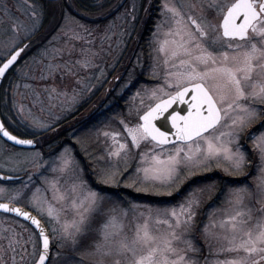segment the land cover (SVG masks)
<instances>
[{"label": "snow or ice", "instance_id": "obj_1", "mask_svg": "<svg viewBox=\"0 0 264 264\" xmlns=\"http://www.w3.org/2000/svg\"><path fill=\"white\" fill-rule=\"evenodd\" d=\"M190 7L195 8V5ZM21 8L31 11L34 22L28 26L18 17H8L12 35L5 51L0 53V60L4 56L9 58L0 65V78L6 77L13 69H16L18 79L26 78L25 68L37 63V57L42 61L49 56L47 47L42 48L16 68L32 47L31 44L20 45L36 34L40 20L37 0L31 3L24 0ZM207 8L212 14L211 19L203 7L199 15H185L175 6L163 5L164 12L170 14L163 23L170 24V27L163 33V41L157 39L162 25H157L153 33V38L160 44L159 51L168 57L164 61L163 83H157L150 90L146 105L141 99V107L136 109L138 120L135 125L120 121L127 133L123 139L130 138L131 148L128 143L119 142L122 139L119 133H102L113 141L107 155L109 159L117 158V164L113 170L105 169L99 173L100 183L111 181L118 186L120 159L124 158L129 165L121 172L123 175L130 170L132 161L128 157L130 154L134 156L131 149L139 150L143 145L151 147L147 152L139 153L134 176L142 177L143 183L159 188L171 189L176 185L175 189L158 192L157 195L172 196L183 184L181 175L185 170L206 168L213 161L223 159L233 172L240 173L248 157L242 134L255 120L261 127L249 130L248 138L253 140L254 150L259 153L258 191L264 193V108L260 107L264 106V0H208ZM107 14L99 13L101 17ZM116 20L106 25L100 36L102 51L105 41H109L111 46L115 37L119 47L128 35L126 29L115 31L122 28ZM134 20L135 17L133 23ZM0 23H3L2 16ZM80 27L86 36L77 35L76 39H84L91 44L99 29ZM8 30L5 28V32ZM60 54L61 51L56 49L51 53L52 56ZM83 66H90V61H83ZM60 67L51 61L46 65L41 63L39 78L47 79L46 73L50 75ZM103 75L101 71V76L97 77L99 84H102ZM75 83L82 85L90 94L98 86L89 88L82 79ZM15 87L18 88L19 84ZM51 91L55 92V89ZM57 95L67 99L68 110L80 99L76 88L71 94L65 91ZM137 96H140L139 91L133 100ZM49 99H52L51 93ZM24 111L25 106L20 105L18 114ZM141 111L142 115L139 114ZM28 116L31 121L27 126L33 129L29 135L33 137L53 126L32 117L31 112ZM0 137L12 141L13 145L40 147V141L18 138L3 122H0ZM6 163L13 175L0 176V182L19 184V187L0 186V198L8 200V203H0V211L15 213L16 217L30 221L34 228L31 231L24 229L28 232L27 239L23 232L17 233L15 229L4 237L7 245H0V264H84L85 258L91 264H198L197 260L189 257V253L199 249L191 240L184 239V234L194 227L200 203L195 191H190L176 205L144 206L146 212H141L139 218L142 222H137L129 235L112 214L114 209L104 211L108 201L101 195V190L95 189L86 179L76 160L74 146L64 145L62 150L54 148L48 153L41 150H33L26 155L12 153L6 158ZM25 165H30L34 171H29ZM38 176L43 179L36 180ZM178 180L180 184L176 183ZM135 183L134 179L133 184L126 186L133 187ZM49 191L52 193L51 201L47 200ZM222 192L223 189L217 195ZM251 196L246 184L230 186L226 201L229 207L209 214L222 216L219 227L231 233L230 246L221 252L235 254L232 259L217 261V264H264V215L258 216L250 208L236 211L244 209L246 199ZM22 202L24 207L36 211L40 219L25 211L24 207L13 206ZM257 211L264 213V207ZM85 239L92 241L87 250L83 243ZM29 244L32 245L31 253L27 250ZM52 247L57 249L55 257L51 253Z\"/></svg>", "mask_w": 264, "mask_h": 264}, {"label": "rangeland", "instance_id": "obj_2", "mask_svg": "<svg viewBox=\"0 0 264 264\" xmlns=\"http://www.w3.org/2000/svg\"><path fill=\"white\" fill-rule=\"evenodd\" d=\"M67 1L68 0H64L60 3L58 2L56 4L51 5L54 6V13L48 18L46 22H43L45 16L44 7L46 6V4L37 1L39 4V10L37 11V15L40 17L39 30L36 32L35 35L30 37V39L23 40L22 45L25 44L27 41V44H31L32 47L20 59V62L16 65V68H20V66L24 64L25 60H28L29 57H32L37 51L42 48L47 47L49 51V56L43 58L42 61L40 57H37V63L30 64L27 68H25L24 71L28 73V77L26 78L18 79V77L15 75L16 69H14L12 74L6 80L2 92L0 94V102L2 107L1 109L9 126L13 128L16 127L17 130L25 132L28 135L31 131H33V129L27 126L31 121V117L28 116L29 112H31L32 117L39 119L41 122L51 123L53 125V128L55 125L57 126V124L59 127V122L63 121L65 123L62 124L60 127L66 125H77L79 124V122L83 121L85 118H87L97 109H99L105 98L106 91H108L112 86H114V84H116L118 80L117 78L120 77L122 71L130 62V58L134 57V54L132 56V53L135 51L137 39L142 28L140 25H138L137 28L133 29V17L136 18L137 14L139 16L140 13V24H144L143 22L146 20V18H148L149 15L148 8H145L148 0H126V2H124L125 0H123V2H121V0H94L93 2H95V9L88 12H82L80 9H75V7L73 8L70 0L68 1V3L71 8L69 6H62L65 5ZM10 2L14 6V14L10 11V15L14 18L18 17L19 20L22 21L25 25L30 26L34 22V18L32 17L30 10L25 11L21 8V5L24 4V0H10ZM28 2L31 3L32 0H28ZM103 2H108V4L103 5L102 8L99 7L101 4H103ZM157 2V4H159V9L157 10L158 15H156V10H153L155 23H153V29L151 31L149 39V57L150 64L152 67V76L155 78V83H153L151 86L144 87L143 89H141V91H139L140 96H137V104L134 105L135 108H131V114L129 109L127 111V118L123 117V119H121L128 123L129 126L135 125L137 123L138 117L136 114V109L141 107V99L145 101L146 105L148 95H150V90L157 83H163V77L166 71L164 61L168 57L164 53L159 51L160 44L157 43L156 39L153 38V33L157 29V25H162L160 35L157 37V39L160 41H163L165 39L163 33L168 31V28L170 27V24L163 23L170 16L169 13L164 12L163 5L165 3H168L170 6H175L177 9L181 10L185 15H199L203 7L205 14H208L210 19L212 16L210 10H208L207 8L208 0H157ZM133 4H135L134 11ZM150 4L153 5L154 3H152L151 1L149 2V5ZM120 5H124L122 9H118ZM190 5H195V8H191ZM69 10L73 11V14L77 17H72L69 14ZM6 11L7 15L5 14V10L1 12V14L4 13V15L8 17L9 12L7 7ZM100 12H107L108 14L104 17H101L99 15ZM14 15H16L17 17H15ZM112 15L114 17H112ZM107 16H111L112 18L109 17V20H107L105 24L102 25H98L97 23L87 24L77 19L78 17H80L81 19H86L95 23L101 19L106 18ZM65 17H68V19H65ZM117 17H120V19L116 20ZM7 19L8 18H6V20ZM113 20H116V23L122 26V28H117L115 29V31L119 32L122 29H126L128 35L124 37V42L119 47L116 46L115 37H113L111 41V46L109 44V41H105L102 51L100 36L103 35V30L105 26ZM61 25H64L63 29L61 28ZM81 25L87 28L99 29V32L94 34V39L91 44L86 43L84 39H76L77 35L86 36V33H84L83 29L80 27ZM5 28H8L9 30L5 32ZM20 34L21 36H23V31H21ZM11 35V21L8 19V21L4 24H0V53L5 51V45L10 39ZM49 41H52V43L49 44ZM53 49L60 50L61 54L52 56L51 53ZM6 57L8 56H4L3 59ZM137 59L138 58L136 57L135 61H137ZM85 60L90 61V66H83V61ZM1 61L2 60H0V62ZM50 61L53 64L61 65V67L50 75L46 73L47 79H40L39 77L41 63L46 65ZM78 61L80 63H77ZM101 71H103L104 75L102 77V84H99L97 77L101 76ZM77 79H82L85 83H87L89 88H92L93 85H98L97 89L90 94L82 87V85H77L75 83ZM16 84H19L18 88L15 87ZM25 85H30V87L26 88ZM124 86L125 85H123L122 87L124 88ZM73 88L77 89L80 99L76 106H74L71 110H68L67 99L63 96L57 95V93H63L67 91L69 94H71ZM45 89H47V91H45ZM52 89H55V92H52ZM145 89H147L148 92H145ZM37 93L39 94L38 99ZM50 93L52 95L51 100L49 99ZM20 105L25 106V111L22 114H18ZM81 105L82 108H80V110H77V108ZM260 107L264 108V106ZM141 113L142 112H140L139 114ZM58 117L59 119L57 120ZM134 117L137 119H134ZM21 121H23V123H21ZM120 121L117 123L119 124L118 130L102 128L100 132H98L99 142L102 144L107 164L109 165L107 168L109 171L115 168L117 164V158L113 157L109 159L107 155V150L111 148L113 141L111 140V137L105 138L102 133L105 131L109 133H119L120 137L122 138L119 142H126L128 143L129 148H131L130 138L126 140L123 139L127 137V133L124 131V125L121 124ZM260 127L261 125L254 120L247 126L246 131L242 134V143L246 146L248 157L245 167L243 168L242 172L238 173V175L242 176L243 179L249 178L250 180L251 178V183L249 184L248 181V184L250 186L249 191L252 193V196L249 199H246L244 209H236V211H246L250 208L258 216L264 215V213H260L257 211L264 207V193L258 191V185L260 183L259 153L257 150H254L253 140L251 138H248V131L253 129L258 130ZM52 128L46 131V140L51 137ZM38 134L35 137H33L32 135H30L29 137L40 141L41 144L44 140L38 137ZM150 147L151 145H143L139 150L131 149V153H134V156L130 154L128 159L131 161L133 160L135 163L133 169L131 170V174L133 176L135 173V168L137 166L136 162H138L140 159L139 153L147 152ZM60 148L62 150V147ZM33 150L39 149H13L3 144V141L0 139V172L7 175H13V173L9 170L10 166L6 163V158L12 153H21L26 155ZM45 152L48 153L49 151L46 150ZM254 153L256 154V163H254ZM45 158L47 159V156ZM76 160L78 161L77 157ZM214 163H216L218 166H224L222 170L225 174L230 173L229 171L231 170V168L229 164L223 159L219 161H213L212 164ZM121 164H127L125 163L124 158L120 159L119 167L121 166ZM25 168H27L29 171H34V169L30 165H25ZM194 169L198 168L185 170L181 175V180L184 181L187 174H190ZM225 169H228V171H225ZM101 171L102 169H100L99 171L92 172V175L94 174L93 176H97L96 181H98L99 179L97 173H100ZM83 174H86L84 170ZM49 178L51 179V177ZM138 178L142 180V177ZM24 179H27V177H24ZM35 179L42 180L43 177L38 176ZM252 180L254 181L252 182ZM110 182L111 181L106 184L109 185ZM180 183L181 181L177 184ZM61 184H64L63 180L61 181ZM112 185H114L113 187L116 188V185L114 183H112ZM0 186L15 188L19 187V184H14L11 182H0ZM93 186L95 189L99 190V186L96 183ZM207 190V185L198 186L196 188L187 190L183 193V196L177 200L169 202L164 201L161 204L135 199L130 200L128 198L120 197L116 193H103L101 191V195H104L108 201L104 206V211L109 212L114 209V212H112V214L115 215L118 221L123 225L124 231L130 235L131 231L135 228V224L137 222H142V220H140L139 218L141 212H146V208L144 206H152L155 208L157 206L164 207L176 205L181 200H183L190 191H195L198 198L200 199V193H203V191L206 192ZM29 196H31V192H29ZM227 199L228 192L225 194V197H223V203L220 205V207H211V210L207 212L206 220L203 223L201 231L203 233V237L200 236V239L197 238L195 229H191L190 231L184 234V239L191 240L193 242L194 247L199 249V251V240L205 241V244L202 247V253H200L199 251L189 253V257L197 260L198 264H217V261L232 259L235 256L234 253L221 252V249H226L230 246L229 241L231 239V233L219 227V221L223 217L220 215H209L214 210L219 213L222 209L228 208L229 205L226 202ZM0 200L8 202L7 198H0ZM47 200H52L51 191L47 193ZM19 205L24 206L23 202ZM135 205H140L141 207H136ZM201 207H203V205ZM34 212L36 213V211ZM42 221L44 223L43 219ZM45 226L48 227L47 225ZM25 228L29 229L22 222L0 214V240H3L0 241V243H3L4 245L7 244V240L4 239V237L10 235L12 229H15L17 233L23 232L24 238L27 239L28 232L24 231ZM83 243L85 245V250H87V245L92 243V241L91 239H89L88 241ZM28 246L32 245L29 244ZM183 246L184 245L182 244L181 247ZM31 248L32 247H27L29 253H31L32 251ZM56 252L57 249L54 247L52 250L53 257L56 256ZM17 259H19V257H17ZM84 264H91V261L88 258H85Z\"/></svg>", "mask_w": 264, "mask_h": 264}, {"label": "trees", "instance_id": "obj_3", "mask_svg": "<svg viewBox=\"0 0 264 264\" xmlns=\"http://www.w3.org/2000/svg\"><path fill=\"white\" fill-rule=\"evenodd\" d=\"M37 1L46 4V6L44 7L45 16L43 22H46L48 18L54 13V6L51 5L61 2V0ZM68 1L65 5L62 6L70 7ZM93 1L94 0H70L72 7H75V9H80L82 12H87L89 10L95 9V2ZM151 1L154 4H150V7H153V10H156V15H158L157 10L159 9V4H157V0ZM106 4H108V2H103L102 5ZM69 14L74 18L77 17L73 14V11H70ZM140 15L141 14L139 13V19L137 23L141 26L142 29L137 39L135 51L132 53V56L134 54V57L131 56L132 58H130V62L122 71L116 84H114V86L106 91L105 98L100 108L89 115L87 118H85L83 121L79 122V124L77 125H66L60 127L65 122H59L60 128L56 129L58 124L57 126L55 125L56 127L54 126L51 129V137L48 140L45 139L47 132L38 134V137L44 140L40 144L39 150L46 153V150L50 151L54 148L63 147L64 145L74 146V152L76 153L79 164L86 173V178L91 182V184L94 185L96 183L99 186V190H101L103 193H116L120 197L128 198L130 200L135 199L161 204L164 201L169 202L181 198L183 196V193L187 190L196 188L198 186L207 185L208 190L206 192L203 191V193H200V203L197 210L194 227L192 228L193 230L195 229L197 238H199L200 236L203 237V233L201 232L202 226L206 220L207 212L211 210V207H220V205L223 203L222 199L223 197H225V194L228 192L230 186L238 187L246 184L249 189L251 178L250 180L249 178L243 179L242 176H239L238 173L233 172L232 170L229 171L230 173L225 174L222 170L224 166H218L216 163H211L206 168L201 167L198 169H194L190 174H187L179 190L174 191L172 196H168L163 194L157 195L156 193L171 191L172 189L176 188V185H172V188L169 189L159 188L151 184L143 183L141 179L131 174V170L133 169V166L135 164L133 160L130 165V170L123 175H121V172L124 168L129 167V165L121 164V166L119 167L120 171L117 172V179L119 181L118 186L114 183L116 185V188L113 187V182H110L109 185H107L106 183H100L99 172L97 173L99 177L98 181H96L97 176H93L94 174L92 175V172L99 171L100 169H107L109 166L107 164L102 144L99 142L98 132H100L102 128L118 130L119 124L117 123L121 119H123V117L127 118V111L131 108H135L134 105L137 104V97L135 100H133V96L138 91H141V89H143L144 87L151 86L153 83H155V78L152 76V67L149 57V39L151 31L153 29V23H155L154 13H151V15L153 16L152 22L151 20L146 18V20L143 22L144 24L142 25L140 24ZM109 17L111 16H107L106 18L101 19L95 23L86 19H81L80 17H78L77 19L87 24L97 23L98 25H102L105 24L107 20H109ZM112 17L114 16L112 15ZM136 57L138 58L137 61H135ZM123 85H127V87L124 86L123 88ZM82 105L78 107L77 110H80V108H82ZM134 119L137 118L134 117ZM25 136L29 137L30 135L27 134ZM253 155L254 163H256V154L254 153ZM134 179L137 181V183H135L133 187L126 186L133 184ZM253 181L254 180H252V182ZM179 182L180 180H178L176 183ZM221 189H223V192L220 195H217V193L221 192ZM202 205L203 207H201ZM88 240L89 239H86L84 242ZM204 244V240H199L198 247L200 248V253H202V247ZM53 248L54 247H52L51 251L53 250Z\"/></svg>", "mask_w": 264, "mask_h": 264}, {"label": "flooded vegetation", "instance_id": "obj_4", "mask_svg": "<svg viewBox=\"0 0 264 264\" xmlns=\"http://www.w3.org/2000/svg\"><path fill=\"white\" fill-rule=\"evenodd\" d=\"M62 1H64V0H61V2ZM121 2H123V0H121ZM124 2H126V0L124 1ZM150 2H151V0H150ZM5 6L7 7V9H8V12H9V14H8V17L9 16H11L10 15V11H11V13H13V11H14V6L11 4V2H10V0H0V16H2L3 17V23H0V24H4L5 22H7L8 21V19L6 20V18H8L7 16H5L4 15V13L3 14H1V12H3L4 10H5ZM124 5H120L119 6V8L118 9H122V7H123ZM147 8H148V19L149 20H151V22H152V18H153V16L151 15V13H153V7H150V5H148L147 6ZM150 8V9H149ZM89 11H92V10H89ZM88 12V11H87ZM14 14V13H13ZM15 17H17L16 15H14ZM138 19H139V16H138V14H137V17L135 18V20H134V23H133V20H132V24H133V29H135V28H137V26H138ZM131 37H132V35H131ZM5 59V58H4ZM3 59V60H4ZM2 60V61H3ZM1 61V62H2ZM0 62V63H1ZM20 62V61H19ZM14 70V69H13ZM13 70L12 71H10V72H8L7 73V76L6 77H4L3 79H2V82H1V85H0V94H1V92H2V89H3V87H4V84H5V82H6V80L8 79V77L12 74V72H13ZM2 107H1V102H0V118H1V121L5 124V126H6V128L12 133V134H14V135H17V136H19V137H27V136H25V135H27V133H25V132H21L20 130H17V128L16 127H11V126H9V124L7 123V121H6V119H5V117H4V115H3V111H2V109H1ZM58 127V126H57ZM56 127V129H58ZM1 139V138H0ZM2 140V139H1ZM3 141V140H2ZM3 144H5V145H7V146H9V147H11V148H13V149H16V148H18V147H15V146H12L11 144H9V143H7V142H5V141H3ZM7 182V181H6ZM16 205H19V204H16ZM19 206H22V205H19ZM22 207H24V206H22ZM24 208H26V209H28L29 210V208H27V207H24ZM32 213H34L36 216H37V214L34 212V211H32V210H30ZM0 214H2V213H0ZM2 215H4V216H6V217H8V218H12V219H15V220H17V221H19V222H22L24 225H26L28 228H29V231H31L33 228L28 224V223H26V222H24V221H22V220H20V219H18V218H15L14 216H10V215H5V214H2ZM39 219H40V217L39 216H37ZM42 221V220H41ZM0 241H3V240H0ZM0 245H4L3 243H0ZM7 245V244H6ZM6 245H4V246H6ZM27 247H32V246H27ZM30 249V248H29ZM32 249V248H31ZM32 252V251H31ZM5 259H8V257L6 256L5 257Z\"/></svg>", "mask_w": 264, "mask_h": 264}, {"label": "water", "instance_id": "obj_5", "mask_svg": "<svg viewBox=\"0 0 264 264\" xmlns=\"http://www.w3.org/2000/svg\"><path fill=\"white\" fill-rule=\"evenodd\" d=\"M149 2H150V0H148V2H147V4H146V7L145 8H147V6L149 5ZM25 44H27V43H25ZM20 47H23V45H21ZM9 58V56L6 58V59H8ZM6 59H4V60H6ZM2 63H3V61L0 63V65H2ZM4 78V77H3ZM3 78H0V85H1V82H2V79ZM143 113H141V115H142ZM0 122H2L1 121V118H0ZM1 139H3L5 142H7V143H9V144H11V145H13V142L12 141H7V138H3V137H0ZM18 138H22V139H33V138H24V137H19L18 136ZM13 146H15V147H19V148H26V149H33L32 148V146H28V145H13ZM0 176H10V175H7V174H3V173H1L0 172ZM0 203H8V202H4V201H0ZM14 207H21V206H18V205H16V204H14L13 205ZM24 210L25 211H29L28 209H26V208H24ZM29 212H31V211H29ZM0 213H4V212H2V211H0ZM4 214H7V215H11V216H14V217H16V215H15V213H4ZM31 214L33 215V216H36V215H34L32 212H31ZM16 218H18V219H20V220H22V221H25V220H23V218L22 217H16ZM38 218V217H37ZM39 219V218H38ZM26 223H28L32 228H34V226H32L31 224H30V221H25ZM42 222V221H41ZM43 223V222H42ZM47 229V228H46Z\"/></svg>", "mask_w": 264, "mask_h": 264}]
</instances>
